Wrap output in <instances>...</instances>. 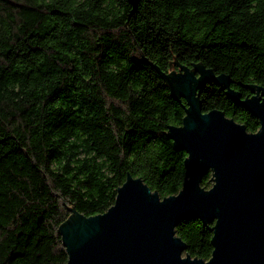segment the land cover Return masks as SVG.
I'll return each mask as SVG.
<instances>
[{
    "label": "trees",
    "instance_id": "16d2710c",
    "mask_svg": "<svg viewBox=\"0 0 264 264\" xmlns=\"http://www.w3.org/2000/svg\"><path fill=\"white\" fill-rule=\"evenodd\" d=\"M0 0V264H67L58 232L113 206L129 174L160 199L184 161L166 137L185 116L161 74L203 66L242 98L264 89V0ZM156 67L159 71L154 69ZM202 113L257 119L207 83ZM212 186L211 173L200 183ZM212 225L180 222L185 255L207 262Z\"/></svg>",
    "mask_w": 264,
    "mask_h": 264
},
{
    "label": "water",
    "instance_id": "95a60500",
    "mask_svg": "<svg viewBox=\"0 0 264 264\" xmlns=\"http://www.w3.org/2000/svg\"><path fill=\"white\" fill-rule=\"evenodd\" d=\"M127 1L131 17L140 0ZM161 76L170 96L185 102L181 126L166 133L187 155L182 188L160 199L128 174L104 214L74 212L59 226L67 264H264V89L250 87L251 97L243 99L229 76L200 65ZM207 83L257 119L259 130L247 133L220 111L202 113L199 93ZM208 173L212 186L204 190L200 183ZM188 219L212 225L207 262L185 255L187 246L175 235Z\"/></svg>",
    "mask_w": 264,
    "mask_h": 264
},
{
    "label": "rangeland",
    "instance_id": "374dc122",
    "mask_svg": "<svg viewBox=\"0 0 264 264\" xmlns=\"http://www.w3.org/2000/svg\"><path fill=\"white\" fill-rule=\"evenodd\" d=\"M184 256V255H183Z\"/></svg>",
    "mask_w": 264,
    "mask_h": 264
}]
</instances>
